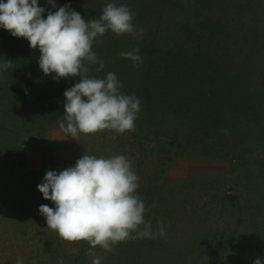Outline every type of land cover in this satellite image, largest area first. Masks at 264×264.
I'll return each mask as SVG.
<instances>
[{"label":"rangeland","instance_id":"1","mask_svg":"<svg viewBox=\"0 0 264 264\" xmlns=\"http://www.w3.org/2000/svg\"><path fill=\"white\" fill-rule=\"evenodd\" d=\"M58 2L59 7L65 0ZM121 2L134 11L133 24L152 34V46L158 47L155 57L162 48L179 45L193 51L217 47L219 55L232 47L227 40L233 41L236 48L225 53L237 68V92L249 102L246 112L236 116L238 121L251 120V97L264 92V0ZM104 4L96 9L101 12ZM142 43L148 44L146 39ZM113 44L131 46L127 40ZM34 55H39L37 50ZM103 56L107 68L116 59L110 50ZM263 129L253 133L263 134ZM31 138L39 145L26 157L15 158L5 178L0 177V264H16L17 257L23 264H91L87 241H67L46 225L38 206L53 203L36 188L46 170L69 167L83 153L124 154L139 177L136 191L145 204V221L154 232L158 221L166 226L164 236L130 238L111 251L95 246L100 264H252L264 257V150L257 142L244 146L241 156L237 147L214 157L199 153L202 138L165 128L123 133L104 129L74 139L57 123L40 139L36 133ZM23 142L21 148H26V137ZM44 143H49L50 152L37 154Z\"/></svg>","mask_w":264,"mask_h":264},{"label":"clouds","instance_id":"2","mask_svg":"<svg viewBox=\"0 0 264 264\" xmlns=\"http://www.w3.org/2000/svg\"><path fill=\"white\" fill-rule=\"evenodd\" d=\"M39 3L0 0V28L24 38L29 48L38 51L37 64L44 75L52 74L53 80L78 77V82L62 93L61 130L74 139L78 134L104 129L118 133L132 130L140 99L120 91L121 82L114 72L102 77L89 75L88 64H96L97 72L104 68V60L98 58L92 45L107 31L142 38L143 29L132 22L134 11L121 0H106L100 15L86 20L69 3L57 7L55 0H46L51 6L47 10ZM119 55L134 65L142 60L137 47ZM11 64L10 59L0 61V71ZM138 187L139 177L124 154L83 153L69 167L45 171L36 188L53 206L41 204L38 212L61 238L87 241L91 264H100L97 245L111 251L114 244L130 238L165 235L163 222L158 221L154 232L151 222L145 221V204L136 191ZM16 264H23V258L17 257ZM252 264H264V257L253 259Z\"/></svg>","mask_w":264,"mask_h":264},{"label":"trees","instance_id":"3","mask_svg":"<svg viewBox=\"0 0 264 264\" xmlns=\"http://www.w3.org/2000/svg\"><path fill=\"white\" fill-rule=\"evenodd\" d=\"M55 3L58 7V0H55ZM65 3H69L72 9L80 12L87 20L100 15V10L96 8L99 4L106 3V0H65ZM39 6L45 7L46 10L51 8L46 0H40ZM0 31V61L12 60L11 67L0 71L2 180L15 158L26 157L27 152H32L35 146L39 145L31 135L36 133V138L40 139L41 133L60 123L63 118L62 93L78 82V77L53 80L52 74L44 75L37 64L38 56L34 55L36 49L29 48L24 38L13 37L2 28ZM105 35L108 44L105 45V40L101 44L92 45V50L97 53L99 59L110 50L114 52L116 59L108 68L104 63V68L99 72L96 71V64H88V74L102 77L109 71L114 72L121 82L120 91L134 94L140 99L134 131L158 128L182 130L202 138L199 153L214 157L220 153L225 156L228 150H237V147V154L241 156L246 150L243 147L255 142L264 150V133L254 134L256 129L259 131L264 127V92H254L251 97V120L239 117L238 121L236 116L237 112H246L244 109L249 102L241 99L242 92H237V82L240 81L236 80L234 72L237 68L233 69L234 65L228 60L230 55L225 53V50L236 48L233 41L226 39L232 47L223 48L219 55L216 54L217 47H198L200 50L193 51L179 45L175 48L164 47L155 57L154 51L158 47L152 46L154 38L148 31L143 30L142 38L132 34L117 36L111 31H107ZM111 36L117 38L111 40ZM145 39L148 44L142 43ZM115 40H127L131 46L113 44ZM136 43L139 46H135ZM133 47L139 49L142 57L141 62L135 65L131 60L119 55L120 52ZM248 66H251L250 63ZM208 92L217 94L209 98ZM244 122L247 124L242 125ZM25 137L28 145L21 148ZM37 149V154L49 153V143H44Z\"/></svg>","mask_w":264,"mask_h":264}]
</instances>
